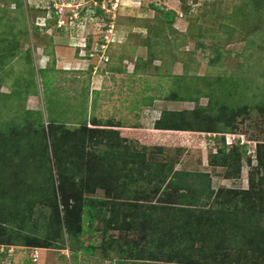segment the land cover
<instances>
[{
    "label": "rangeland",
    "instance_id": "1",
    "mask_svg": "<svg viewBox=\"0 0 264 264\" xmlns=\"http://www.w3.org/2000/svg\"><path fill=\"white\" fill-rule=\"evenodd\" d=\"M21 1L19 10L14 1L0 0V41L10 34L12 27L13 33L19 29L28 31L26 36H19L18 52L23 57H5L4 64H0V69L3 68L0 70V129L4 128L3 123H24L30 114L40 117L37 130L46 129L50 119H56L57 125L75 134L71 138H58L55 146L53 138L42 139V132L38 134L41 139L19 138L22 145L15 144L17 159L27 161L23 171L21 166L9 169L10 181L1 179L9 191L6 200L1 201L6 204L7 216L4 218V210H0L3 220L0 225L10 228L13 234L8 238L0 234L3 241L0 264H170L164 259L165 249L162 251L160 247L169 237L160 224V214L154 209L160 198L161 206L173 207L180 191L165 190L156 178L152 187L146 183L135 188L138 193L132 200H114V207L106 210L107 223L96 211L94 221L84 223L87 233L82 239L55 241L47 236L46 229L54 211L43 203L48 199L46 194L39 195L44 186H50L44 182L47 179L45 163L54 165L58 160L63 173L82 189L81 195L76 196L81 199L80 203L90 206L92 200L108 202V196L117 188L115 179L121 172L114 170L111 174L112 163L99 153L111 149V144H107L111 138L116 141L133 138L127 144L133 146L136 154H144L148 162L173 164L175 171L194 175L209 174L213 190L252 191L254 181H259L257 145L264 143V0ZM153 6L159 9L153 10ZM98 10L105 13L98 15ZM169 11L176 15L172 24L165 20ZM47 19H50L49 29ZM108 21L109 27L104 31L103 24ZM92 35L97 40L103 36L105 46H100V53L95 45L91 51L95 56L94 72L86 74L83 70H89L91 62L86 59L85 45L87 37ZM148 56L152 59L150 65L145 63ZM119 57L128 62L123 63L124 59ZM136 57L142 58L137 72L132 73L130 62ZM121 63L128 72L118 66ZM165 63L171 64L175 77L185 75V82L189 80L187 76H194V87L209 83L218 89L216 94L226 93L225 90L233 92L226 101L230 107L249 104L246 111L238 110L236 130L219 133L227 138L229 150L240 145L234 141L237 138L249 144L246 155L236 160L230 171L209 164L211 153L219 146L213 139L215 133H170L173 135L169 137V133L155 130L161 113L178 107L166 100L174 77H166L156 70ZM49 66L50 70L41 73V69L47 70ZM30 72L36 82L32 93H25L24 79L20 82L21 94L12 93L10 97L13 85ZM196 77L205 80L196 81ZM221 80L229 81L228 85H222ZM208 100L203 97L199 104L206 106ZM181 107L193 109L195 103L188 101ZM141 132H150L147 141L137 140ZM5 159L12 162L13 153ZM135 168L136 177L145 176L146 171L142 172L139 165ZM53 177L56 185L57 176ZM134 185L137 186L135 181ZM152 188L155 193L144 196ZM249 198L250 194L245 201ZM61 203L60 200L59 211L64 217ZM237 206L240 208L243 203ZM18 212L22 215L17 226L13 222ZM29 215L31 219L27 221ZM72 217L77 216L73 213ZM9 239L11 244L7 243ZM38 239L47 247H33ZM80 243L86 250H81ZM89 247L92 249L88 252ZM4 248L9 249L8 256L1 255ZM168 250L178 252L179 249ZM132 255L135 257L130 258ZM157 256L163 258H159L162 262Z\"/></svg>",
    "mask_w": 264,
    "mask_h": 264
},
{
    "label": "trees",
    "instance_id": "2",
    "mask_svg": "<svg viewBox=\"0 0 264 264\" xmlns=\"http://www.w3.org/2000/svg\"><path fill=\"white\" fill-rule=\"evenodd\" d=\"M11 1H14L17 8L21 10V0ZM101 1L102 0H98L100 3ZM158 9V7L153 6V10ZM103 11L104 10H98L97 14L100 15L105 13ZM82 14L85 15L86 11L83 10ZM175 16V12L169 11L165 16V20L172 24ZM47 21L49 24L47 28L49 29L51 27L50 19H47ZM108 27L109 21L103 24L104 31H106ZM27 33L28 31L23 29H19L13 33L12 27L10 34L1 38L0 64H4L5 61H3V58L5 57L14 59L21 56H19L18 52L20 46L19 36H26ZM86 40L85 48L88 50V58L86 59L91 62L87 74H92L94 72L93 67H95L93 66L95 64V56L91 54V51L95 48V45H97L99 47L97 51L99 50L100 53H102L100 46L104 45L105 39L101 36L97 40V37L92 35L87 37ZM77 51L79 52V49H77ZM149 56H151V54H149ZM149 56L148 60L145 61L147 65H150L149 61H152ZM77 57H79L78 53ZM141 58L137 60V70ZM165 65L156 67V70L161 71L162 75L166 77H174L173 88L166 100L178 104V107L175 110L163 111L160 118L155 122V130L160 133L169 134L194 131L215 133L216 136L213 139L215 140V145L219 144V146H217L216 152L211 153L209 164L213 167L229 168L227 170L230 171L232 164H234L236 160L242 159L243 155H246L249 144H237L229 150L228 147L230 145L226 143V138L223 137L224 134H227L226 132L230 133L233 132V130H236L237 125L235 118L238 115V110L241 109L246 111L249 104L245 103L244 106L237 107L238 109L234 106V108L230 107L227 105L226 101H228L229 96H231L229 93L233 92L225 90L226 93L220 91L219 94H216L218 89L209 83L208 85L207 83H205V85L203 84L201 88L194 87L192 84L195 81L193 79L194 76L192 78L191 76L190 78L187 76V79L190 81L188 80L185 82L183 80L185 75L175 77L174 74L172 75L173 70L171 72V64L165 63ZM50 67L51 66H49L47 70L41 69V73H46L50 70ZM185 67L187 69L188 66ZM2 69L3 68L0 70ZM24 79L26 81L24 89L25 93H32L36 86V82L34 74L30 72L29 76L22 75L13 85L14 90L12 89L10 97H13L12 93H15L16 95L21 94L20 82ZM203 79L204 77L198 78L196 81H203ZM189 82H191L190 85ZM228 82L229 81L226 82L224 80L223 83V80H221L220 83L222 85H228ZM4 87H6V85H4ZM183 91H187V93L184 95ZM203 97L209 99L206 106L199 104L200 99ZM188 101L195 103L193 109H185L184 107H181V105H184ZM241 102H243V100H241ZM38 120H40L39 116L33 117L28 114V117L24 119V123L14 124L12 121L10 123L2 124L4 128L0 129V202L6 200L9 191L3 187V181L1 179L9 178L10 181L12 175L9 176V169L15 167L14 170H16L21 166L23 171L24 161H27V159H17L19 154L17 149L14 150V146L15 144L17 146L22 145V143L19 142V138L29 137L41 139V134L40 136L38 134L42 132V139L53 138V145L55 146L59 140L58 138H71L75 134H71L65 127L57 125L59 121L56 119H50L46 129L42 128V130H37L36 123ZM32 132H34L35 135H33ZM21 134H24L25 136L21 137ZM149 134L150 132H141L139 133L137 140L141 139L147 141ZM160 135L164 136V134ZM130 139L133 138H118L117 141L115 138L108 139L107 144H111V149L99 152L100 156H103L106 160L110 161V165L112 163V166H109L111 174L114 173V170L121 172V175L115 179L117 188L114 190L113 194L108 196V202L107 200L106 202L105 200L103 202V200L97 199V201H91V204L93 203L91 206L80 203L81 199L76 196L77 194L81 195L82 189L78 187L79 185L76 184L77 182L75 180H71L72 178H68L63 173L58 160H56L54 165H52L51 162L45 163L47 168L45 179H47L44 182L47 183V185L50 184V186H44V189L39 195L46 194L45 197L48 199L43 201V203L49 205L54 211L52 214V220L50 218L52 222H48L46 226L48 233L47 236L51 240L64 241V239L67 240L68 238L71 240L82 239L87 233L84 223L93 222L95 219L93 215L96 211L101 213L100 219L105 221L106 210L108 207H114V200H132L138 193L134 190L135 188H139V185H145L146 183L152 187V185L155 184L156 178H158L165 190L173 188L181 193L174 199L173 207L170 205L161 206L162 203L160 198L156 209H154V211H157L160 214V224L163 225V230L169 237V240L162 241L163 243L160 245L162 251L165 249L164 251L167 253L166 255L162 254L165 256L164 259L166 262H169L170 264H263L264 194H262V187L264 185V177H262V175L264 173V143H258L257 145V160L259 165L256 170L258 171L257 175L259 176V181L256 182L253 180L255 185L252 184V191H250V189L237 191L226 188L213 190L211 188V178L209 174L194 175L191 172L175 171L173 169V164L164 165L148 162L144 154H136L132 148L133 146L127 144ZM29 144L33 146L35 145L31 142H29ZM117 146L118 148H116ZM9 153H13V160L8 163L5 156ZM14 157L16 158L15 162ZM39 160L38 157L37 161ZM138 165L142 172L146 171L145 176L142 178L136 177L137 168L135 167ZM161 168H163V170H160ZM54 175L57 176L55 178L56 185L55 182H53ZM70 181H72V183H70ZM134 181L137 183V186L134 185ZM154 193L155 190L152 188L144 196ZM248 194H250V198L248 202H246L245 198ZM60 200L62 202L60 206L63 207L64 210V217L61 216V212L59 211L58 203ZM97 202L100 205H94L97 204ZM239 202L243 203V206L240 208L237 206ZM94 207L97 208V210H94ZM31 209L32 207L30 206L29 210ZM0 210H4L3 216L5 215L4 218H6L7 211L5 203H3V207H0ZM73 213L76 214V218L72 217ZM0 214H2L1 211ZM15 215L17 216L15 217ZM15 215L13 216V214H11L12 217L16 218V221L14 220L15 222H13L14 225L18 226L21 223L18 219L22 214L18 212ZM29 219H31V215L28 216L27 221ZM0 220L3 221L2 219ZM105 222L107 223V220ZM1 225V236L6 238L12 236L13 233L10 232V228H4V226ZM55 225H57V228ZM2 242L3 241L0 240V245ZM7 243L11 244L12 240L9 239ZM45 245V242L41 243L39 239L37 243L32 244L33 247H47ZM79 246L81 250H86L83 243H80ZM170 247L179 250L178 252H170V250H168ZM91 249L92 248L89 247L87 251L89 252ZM1 255L8 256L9 249L4 248ZM191 255L192 258H190ZM12 257H14V253L12 254ZM132 257L135 256H130V258ZM153 260L154 259H152V261ZM30 261L31 260H26V262ZM160 261L162 262V260Z\"/></svg>",
    "mask_w": 264,
    "mask_h": 264
},
{
    "label": "crops",
    "instance_id": "3",
    "mask_svg": "<svg viewBox=\"0 0 264 264\" xmlns=\"http://www.w3.org/2000/svg\"><path fill=\"white\" fill-rule=\"evenodd\" d=\"M119 59H121V60H123L124 59V57H119ZM134 60L132 61V62H130L131 64H130V67H131V72L132 73H135V72H137L136 70V63H137V60L139 59L138 57H136V58H133ZM124 62H128L127 61V59L125 58L124 60H123V63ZM124 65V64H123ZM118 66L119 67H121V69L123 70V71H126L127 70V68H126V66L124 65V66H122V63L121 64H118ZM74 70H76V71H80L79 69H74ZM82 70V69H81ZM83 71H86L87 72V70L85 69V70H83ZM127 72H128V70H127ZM109 73H111V74H113V72L110 70V72ZM87 74V73H86ZM172 134H169V136H171Z\"/></svg>",
    "mask_w": 264,
    "mask_h": 264
},
{
    "label": "clouds",
    "instance_id": "4",
    "mask_svg": "<svg viewBox=\"0 0 264 264\" xmlns=\"http://www.w3.org/2000/svg\"><path fill=\"white\" fill-rule=\"evenodd\" d=\"M234 141H235L236 143H238V142H240V139L237 138V139H235ZM226 143H227L228 145H230V144L227 142V138H226ZM240 144L243 145V142H240Z\"/></svg>",
    "mask_w": 264,
    "mask_h": 264
},
{
    "label": "built area",
    "instance_id": "5",
    "mask_svg": "<svg viewBox=\"0 0 264 264\" xmlns=\"http://www.w3.org/2000/svg\"><path fill=\"white\" fill-rule=\"evenodd\" d=\"M105 45H102L101 47H104Z\"/></svg>",
    "mask_w": 264,
    "mask_h": 264
}]
</instances>
